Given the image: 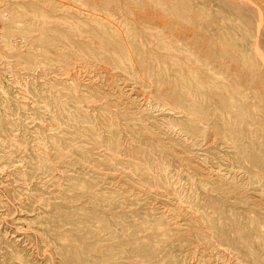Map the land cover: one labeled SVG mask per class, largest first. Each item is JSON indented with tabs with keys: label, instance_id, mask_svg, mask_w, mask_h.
Masks as SVG:
<instances>
[{
	"label": "rangeland",
	"instance_id": "rangeland-1",
	"mask_svg": "<svg viewBox=\"0 0 264 264\" xmlns=\"http://www.w3.org/2000/svg\"><path fill=\"white\" fill-rule=\"evenodd\" d=\"M0 264H264V0H0Z\"/></svg>",
	"mask_w": 264,
	"mask_h": 264
}]
</instances>
